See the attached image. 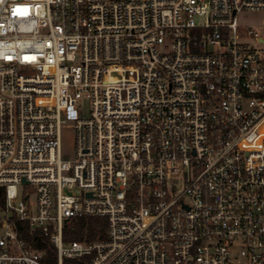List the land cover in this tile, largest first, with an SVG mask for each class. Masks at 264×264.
I'll return each mask as SVG.
<instances>
[{
	"label": "built area",
	"instance_id": "obj_1",
	"mask_svg": "<svg viewBox=\"0 0 264 264\" xmlns=\"http://www.w3.org/2000/svg\"><path fill=\"white\" fill-rule=\"evenodd\" d=\"M246 11L264 0H0V264H47L13 216L57 264H264V29ZM78 217L104 235L64 241Z\"/></svg>",
	"mask_w": 264,
	"mask_h": 264
},
{
	"label": "trees",
	"instance_id": "obj_2",
	"mask_svg": "<svg viewBox=\"0 0 264 264\" xmlns=\"http://www.w3.org/2000/svg\"><path fill=\"white\" fill-rule=\"evenodd\" d=\"M5 206V187L0 186V208ZM13 226L22 238L32 247L40 251H45L43 260L47 264H57L56 245L40 230L32 231L28 223L13 216ZM106 219L101 217H78L65 223L63 227L64 241L88 240L91 241L99 235L103 236L106 231ZM64 264H83V260L65 259Z\"/></svg>",
	"mask_w": 264,
	"mask_h": 264
},
{
	"label": "rangeland",
	"instance_id": "obj_3",
	"mask_svg": "<svg viewBox=\"0 0 264 264\" xmlns=\"http://www.w3.org/2000/svg\"><path fill=\"white\" fill-rule=\"evenodd\" d=\"M239 23L244 26H252L256 29H264V11H246L239 17ZM88 105L85 106V111L87 112ZM75 142L76 133L75 129L71 126H66L62 129V154L69 159L75 157ZM31 202H35L36 197L32 193ZM4 230L0 228V234Z\"/></svg>",
	"mask_w": 264,
	"mask_h": 264
},
{
	"label": "water",
	"instance_id": "obj_4",
	"mask_svg": "<svg viewBox=\"0 0 264 264\" xmlns=\"http://www.w3.org/2000/svg\"><path fill=\"white\" fill-rule=\"evenodd\" d=\"M23 182H27L25 179H23Z\"/></svg>",
	"mask_w": 264,
	"mask_h": 264
}]
</instances>
